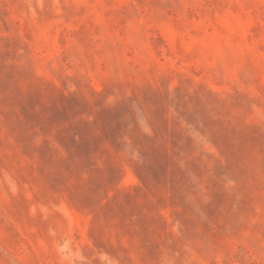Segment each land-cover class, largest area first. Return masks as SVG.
<instances>
[{
  "label": "rangeland",
  "instance_id": "obj_1",
  "mask_svg": "<svg viewBox=\"0 0 264 264\" xmlns=\"http://www.w3.org/2000/svg\"><path fill=\"white\" fill-rule=\"evenodd\" d=\"M0 264H264V0H0Z\"/></svg>",
  "mask_w": 264,
  "mask_h": 264
}]
</instances>
